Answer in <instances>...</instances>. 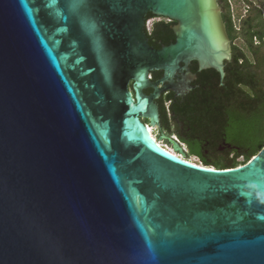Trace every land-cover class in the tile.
I'll return each instance as SVG.
<instances>
[{"label": "water", "instance_id": "1", "mask_svg": "<svg viewBox=\"0 0 264 264\" xmlns=\"http://www.w3.org/2000/svg\"><path fill=\"white\" fill-rule=\"evenodd\" d=\"M230 59L215 0H0V264H264V147L205 168L139 121L149 70Z\"/></svg>", "mask_w": 264, "mask_h": 264}, {"label": "trees", "instance_id": "2", "mask_svg": "<svg viewBox=\"0 0 264 264\" xmlns=\"http://www.w3.org/2000/svg\"><path fill=\"white\" fill-rule=\"evenodd\" d=\"M246 1V0H240ZM222 9V22L231 40V59L224 63L223 78L212 69L203 70L196 81L198 88L191 91L186 100L194 104L183 108L189 111L184 122L199 138L200 147L211 146L212 161L205 159L194 144L189 143V156L196 157L202 167L215 170L233 169L246 164L264 147V86L247 58V53L257 56L255 49L264 46V22L259 15L247 16L235 24L230 10V0H217ZM150 30L144 31L149 45L158 49L174 41L173 22L156 18ZM241 42V46L235 44ZM213 79V80H212ZM173 118L183 121L179 110L172 109ZM164 119L168 115L162 111ZM225 143L224 154L216 148ZM239 159L241 162H239Z\"/></svg>", "mask_w": 264, "mask_h": 264}, {"label": "flooded vegetation", "instance_id": "3", "mask_svg": "<svg viewBox=\"0 0 264 264\" xmlns=\"http://www.w3.org/2000/svg\"><path fill=\"white\" fill-rule=\"evenodd\" d=\"M215 1L217 3L218 8H220L217 0ZM148 15L149 14L146 15L145 20H144V29H143L144 31L146 30L145 28L146 22H150L154 20V19H147ZM220 18L222 21L221 15H220ZM152 24L153 22L151 23V25ZM229 41L231 40L229 39ZM156 45L161 46V43L158 41L156 42ZM225 62H228V61H225ZM177 65H178L179 70L175 72L172 78L166 79L164 76V72L161 69H157V70L152 69V70H149L146 74V84L142 88L141 93L145 97H153L155 95V97L152 98V103L155 105L156 112H157V120L155 122V125L153 126V128L156 131V134H154L155 136L154 135L152 136H154L153 138H155L154 140L156 142L161 141L159 142V144L164 146V149L167 147L169 148V150H172V149L169 143L167 142V140L165 139L159 140V138L167 137V138L175 139L179 143V145L182 147L187 157H189V153H190L189 143H192L197 148V151H200L202 155L205 156L206 160L212 161V158H213L212 155L214 152L211 149V146L205 145V148L200 147V145H198L200 141L199 138L192 134V130L188 126V123L184 122V120L188 119L189 111L184 110L183 108H186L187 106L191 107V105L194 104L190 101H187L186 97L191 91L198 88V85H196V81L198 79V75L203 70L199 71L198 64L194 61H191L187 65V69L190 75H192L193 77L189 78L187 76L186 71L183 70L184 64L179 62ZM186 78L188 79L187 80L188 85L192 88V90L185 93L184 95H179V93L176 91L179 89L181 84L185 82ZM132 86H133V82L129 81L127 89L132 94V97L134 99V92H133ZM172 109L179 110L183 121L173 118V113L171 112ZM162 111H165L167 113L168 115L167 119L163 118ZM139 121L142 124H144L147 128L152 127L150 126V118L148 117L147 118L140 117ZM226 149H227L226 144L223 143L216 148L217 152L215 153L224 154ZM175 156L177 155L175 154ZM200 166H202L201 163H200Z\"/></svg>", "mask_w": 264, "mask_h": 264}, {"label": "rangeland", "instance_id": "4", "mask_svg": "<svg viewBox=\"0 0 264 264\" xmlns=\"http://www.w3.org/2000/svg\"><path fill=\"white\" fill-rule=\"evenodd\" d=\"M230 10L232 11V19L235 24H237L238 20L240 19H244L247 16L253 18L256 15H259L262 21L264 22V0H246V1L230 0ZM219 13L221 15L222 13L221 8H219ZM152 22L154 21L149 22V27ZM235 44H237L238 46L242 45L240 41H236ZM230 47H231V41H230ZM255 47H257V49H255L257 52V56H251L247 53V58L249 62L252 64L253 69L257 72V75L260 78L261 85L264 86V46L262 48H260V46H255ZM147 129L152 131V135L156 134V131L153 128V126ZM159 142L157 143L159 144ZM159 146L164 148V146H162L161 144H159ZM165 149L169 150V148L167 147ZM178 157L180 159L183 158L182 156H178ZM183 159L188 163H193L196 166H200L199 160L194 156H189V157L185 156V158ZM239 162H241L240 159Z\"/></svg>", "mask_w": 264, "mask_h": 264}, {"label": "bare ground", "instance_id": "5", "mask_svg": "<svg viewBox=\"0 0 264 264\" xmlns=\"http://www.w3.org/2000/svg\"><path fill=\"white\" fill-rule=\"evenodd\" d=\"M146 130H147V132H148V135H149V137L151 138V140H152V142L154 143V145L160 150V151H162L163 153H165V154H167V155H169V156H171V157H173V158H175V159H179V160H182V159H180L179 157H177V156H179V155H177V156H175V154H174V152L172 151V150H167V149H164V148H162L161 146H159V144L154 140V138H153V136H152V133H151V130H149V129H147V127L145 128ZM187 162V161H186ZM192 165H195V164H193V163H191Z\"/></svg>", "mask_w": 264, "mask_h": 264}, {"label": "built area", "instance_id": "6", "mask_svg": "<svg viewBox=\"0 0 264 264\" xmlns=\"http://www.w3.org/2000/svg\"><path fill=\"white\" fill-rule=\"evenodd\" d=\"M150 27H151V25H150ZM150 27H149V22H146V24H145V28H146V31H147V32L150 30Z\"/></svg>", "mask_w": 264, "mask_h": 264}]
</instances>
